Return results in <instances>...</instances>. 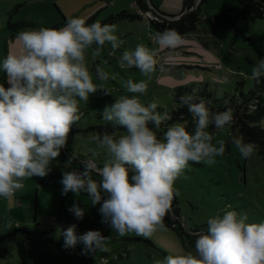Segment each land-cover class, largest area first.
<instances>
[{"label":"clouds","instance_id":"1","mask_svg":"<svg viewBox=\"0 0 264 264\" xmlns=\"http://www.w3.org/2000/svg\"><path fill=\"white\" fill-rule=\"evenodd\" d=\"M116 31V24H88L77 17L59 29L41 27L16 34L17 51H9L0 65L10 85H0V197L9 208L15 194L23 190L24 180L50 173L52 162L67 146L69 133L84 115L80 102L89 101L90 95L100 90L111 94L93 82L87 54L94 44L97 47L92 49L93 56H99L106 44L115 52L122 43L114 35ZM153 40L158 48L138 44L119 58L121 68L135 67L145 78L140 82L124 81L128 93L146 94L157 71L159 50L175 49L185 42L173 28L155 33ZM96 76L109 78L99 66ZM261 77L264 59L252 67L250 78L260 82ZM179 99L193 117V131L177 122L169 125L162 137L153 129H159L170 117L158 112L155 102L145 105L138 95H125L106 107L103 121L124 129L126 134H90L89 139L109 158L102 167L88 159L83 161L84 171H64L62 194L86 193L91 204H101L102 223L121 236L134 232L152 237L158 230H166L164 219L179 195L176 181L187 179L184 173L189 162L212 166L225 153V140L213 143L214 136L207 129L212 126L221 130L234 120L232 109L214 112L211 101L197 98L194 93ZM231 143L245 159L257 148L242 136H233ZM93 173L100 179H94ZM69 211L77 220L85 215L78 204ZM206 223V232L195 240V254L154 258V264H264V222L249 223L246 213L226 210ZM6 227H11V221ZM62 235L66 248L82 243L88 250L108 251L110 238L98 230L78 235L77 225L72 224Z\"/></svg>","mask_w":264,"mask_h":264},{"label":"rangeland","instance_id":"2","mask_svg":"<svg viewBox=\"0 0 264 264\" xmlns=\"http://www.w3.org/2000/svg\"><path fill=\"white\" fill-rule=\"evenodd\" d=\"M151 1L166 15L174 16L186 10L181 11L184 5L181 0ZM257 1L264 4V0ZM201 2L192 0L189 10L192 6L194 8L184 16L200 7L197 29L184 35L185 42L177 48L159 50L157 71L152 75L146 94L126 91L124 81L140 82L145 78L135 67L121 68L119 58L124 51H133L138 44L159 47L153 40L156 32L148 19L143 16L114 22L117 26L114 35L122 41L115 52L110 44H106L99 56H93L92 49L97 46H92L87 58L93 82L103 85L111 94L100 90L90 95L89 101L80 102V111L84 115L69 133L67 146L52 162V170L46 177L23 181L22 203L13 201L9 208L8 202L0 197V238L18 227L36 233L32 242L16 236L0 244V264H154V258L163 259L167 255L187 252L195 254V247L188 242L186 233L179 234L165 221L166 230H158L152 237L134 232L124 236L117 234L109 224L102 223L101 204H91L89 196L83 192L79 196L72 192L63 195L61 180L70 165H81L85 160L94 159L98 167H102L109 158L103 148L89 139V135L107 132L118 137L126 134L124 129H115L102 118L105 108L121 96L138 95L143 104L155 102L158 112L169 115L176 107L173 88L177 86L208 83L211 95L208 101L219 100L225 104L233 97L239 98L240 93H249L253 89L252 67L259 59H264V19L238 20L237 26L244 36L233 42V28L221 16L223 12L239 10L238 0ZM123 10H129L132 15L142 14L134 6V0H0V65L9 51H17L14 38L19 31L41 27L59 29L77 17L87 20L95 16L96 21L101 22ZM206 18L213 20L214 31ZM20 22H32L37 26H13ZM97 66L109 74L107 80L96 76ZM1 84L5 88L10 86L2 67ZM180 123L189 132L193 131V121ZM207 130L214 136L213 143L218 139L225 140L226 149L212 166L189 162L184 173L187 179L181 177L176 181L179 195L175 197L174 206L179 209L185 231L189 232L195 226L207 230V219L222 216L226 210L246 213L249 223L264 222V158L257 150L250 158H243L231 143L230 125L221 130L210 126ZM92 175L94 179H100L97 173ZM74 204L84 209L82 220H77L69 211ZM166 218L168 221L179 219L172 210ZM9 221L11 227H6ZM72 224L77 225L78 235L98 230L110 238L106 245L108 251L88 250L82 243L66 248L62 231Z\"/></svg>","mask_w":264,"mask_h":264},{"label":"trees","instance_id":"3","mask_svg":"<svg viewBox=\"0 0 264 264\" xmlns=\"http://www.w3.org/2000/svg\"><path fill=\"white\" fill-rule=\"evenodd\" d=\"M205 0H202L203 3ZM240 4V9L237 11L223 12L222 18L230 24L233 28V37L232 41L234 42L240 36H244L241 30L237 26L238 20L244 21H254L258 18L264 19V4L257 0H238ZM192 0H187L185 3L186 7H190ZM136 7L140 11V15H132L129 10H123L122 12L111 15L105 20L101 21L102 25L104 24H113L116 21L122 20L124 18L134 19L143 18V16L148 19L150 26L153 30L157 32H163L165 29L173 28L176 29L183 36L193 32L197 29L200 22L199 10L198 7L195 11L188 14L186 17L179 19L174 22H166L157 20L155 18H149L147 13L149 12L148 5L145 0H135ZM210 23L211 30H215L213 20L206 18ZM64 21V20H63ZM62 21V22H63ZM88 24L96 22L95 16H91L86 20ZM11 26V25H10ZM15 27H25L31 26L36 27L37 25L32 22H20L13 25ZM14 27V28H15ZM2 85V84H1ZM208 83L203 84H189L184 86H177L173 88V98L176 104V107L172 109L169 113L170 119L163 122L159 129H153L156 131L157 136L162 137L163 133L167 130V127L176 122L183 121H193V117L190 112H188L187 107L180 102V96L185 94H193L197 98H204L208 101V98L211 96L208 89ZM204 86V87H203ZM212 111L214 112H223L227 109H232L233 111V123L230 125L232 129V136H242L245 142H251L257 145V152L260 156L264 158V126L262 122L264 120V77L260 78V82L254 80V87L250 90L249 93H240V97L235 99L233 97L229 100V103L220 102L219 100H214V103L210 104ZM151 126V125H150ZM81 165H83L81 163ZM80 164H74L68 166V170L71 171H84V167ZM176 199L174 197L172 204V212L179 219L168 221L165 217L164 221L172 230L177 231L179 234L186 233L188 242L190 245L195 247V240L198 235L202 232H206L203 227H193L189 232L185 231V228L180 220L179 209L175 207ZM20 236L26 242L34 241L36 233L29 230L28 228L18 227L13 232L5 234L0 238V244L3 242L12 239L13 237Z\"/></svg>","mask_w":264,"mask_h":264},{"label":"water","instance_id":"4","mask_svg":"<svg viewBox=\"0 0 264 264\" xmlns=\"http://www.w3.org/2000/svg\"><path fill=\"white\" fill-rule=\"evenodd\" d=\"M147 5H148V8H149V12L157 19V20H161V21H166V22H174V21H177L179 19H181L182 17L185 16V14H187L189 11H191L194 6H192L189 10L188 7H185L186 10L181 13V14H178V15H175V16H171V15H166L162 12H160L156 6L152 3L151 0H145Z\"/></svg>","mask_w":264,"mask_h":264},{"label":"crops","instance_id":"5","mask_svg":"<svg viewBox=\"0 0 264 264\" xmlns=\"http://www.w3.org/2000/svg\"><path fill=\"white\" fill-rule=\"evenodd\" d=\"M186 0H181V3H184V5H182V8H181V11H183L184 9H185V2ZM153 3V2H152ZM134 6L136 7V4H135V0H134ZM156 6V5H155ZM137 8V7H136ZM156 8L159 10L161 7L160 6H156ZM137 10H138V8H137ZM177 15V14H176ZM175 16V15H174ZM22 198H23V196H22V193H21V191H18L16 194H15V199H14V201H18V203H22Z\"/></svg>","mask_w":264,"mask_h":264},{"label":"built area","instance_id":"6","mask_svg":"<svg viewBox=\"0 0 264 264\" xmlns=\"http://www.w3.org/2000/svg\"><path fill=\"white\" fill-rule=\"evenodd\" d=\"M147 16H148L149 18H155L150 12L147 13ZM155 19H156V18H155Z\"/></svg>","mask_w":264,"mask_h":264}]
</instances>
